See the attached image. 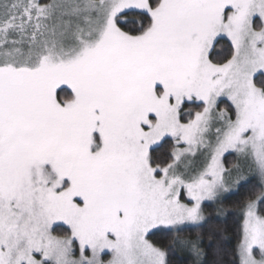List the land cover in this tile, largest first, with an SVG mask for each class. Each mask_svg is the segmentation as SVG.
Returning a JSON list of instances; mask_svg holds the SVG:
<instances>
[{"label":"snow or ice","instance_id":"snow-or-ice-1","mask_svg":"<svg viewBox=\"0 0 264 264\" xmlns=\"http://www.w3.org/2000/svg\"><path fill=\"white\" fill-rule=\"evenodd\" d=\"M248 172L264 264V0H0V264H170L155 230L199 259Z\"/></svg>","mask_w":264,"mask_h":264},{"label":"trees","instance_id":"trees-1","mask_svg":"<svg viewBox=\"0 0 264 264\" xmlns=\"http://www.w3.org/2000/svg\"><path fill=\"white\" fill-rule=\"evenodd\" d=\"M217 51L225 53V48L218 46ZM223 58V55L217 57L218 60ZM221 105L231 109L228 102ZM168 151L169 147L165 146L156 155L163 159ZM234 162L236 157L233 154L229 156L227 163L231 166ZM260 190V181L250 178L235 192L215 203L204 205L205 221L199 225L186 226V231L180 234L181 239L198 242L202 252L199 259L194 257L188 248L175 245L174 234H169L166 230H156L151 239L158 246L170 249V264H238L237 250L242 235L243 205L250 196ZM258 210L264 214V203L259 205ZM57 234H66V228L58 229Z\"/></svg>","mask_w":264,"mask_h":264},{"label":"rangeland","instance_id":"rangeland-1","mask_svg":"<svg viewBox=\"0 0 264 264\" xmlns=\"http://www.w3.org/2000/svg\"><path fill=\"white\" fill-rule=\"evenodd\" d=\"M228 103L230 104V102H228ZM226 108H227L226 105H220V109H226ZM227 109H228V108H227ZM250 178H257V177L254 175V173H252V172H248L247 180H249ZM257 179H258V178H257ZM247 180H246V181H247ZM258 180H259V179H258ZM237 189H238V186H234V187H232L231 190H230L229 192L224 193V194L220 197L219 200L223 199V198H224L225 196H227L228 194L235 192ZM215 202H217V201H206L205 204H208V203H215ZM205 204H204V205H205ZM203 207H204V206H203ZM204 217H205V219H206V215H205V213H204ZM205 219H204V221H205ZM204 221H202L200 224H202ZM188 226H195V225H188ZM63 227L66 228V226H63ZM155 231H156V230H155ZM108 258H110V256H109Z\"/></svg>","mask_w":264,"mask_h":264}]
</instances>
